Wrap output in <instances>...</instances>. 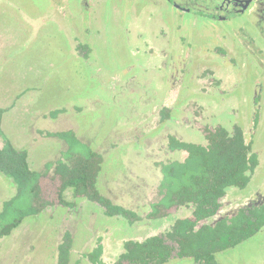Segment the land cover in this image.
Returning a JSON list of instances; mask_svg holds the SVG:
<instances>
[{
    "label": "rangeland",
    "instance_id": "374dc122",
    "mask_svg": "<svg viewBox=\"0 0 264 264\" xmlns=\"http://www.w3.org/2000/svg\"><path fill=\"white\" fill-rule=\"evenodd\" d=\"M151 1L153 7L162 2ZM152 6L0 0V132L27 150L47 203L0 240V264H56L64 230L75 238L71 264H86L81 254L97 239L104 263L113 264L126 240L161 234L188 216L173 208L150 215L159 200L160 164L185 157L167 149L169 135L201 143L209 129L240 127L259 165L245 189L228 191L221 213L264 196V9L219 22ZM65 131L101 155L97 186L139 216L133 225L69 191L63 194L68 204L59 202L52 164L66 146L47 134ZM15 192L0 175V209ZM216 260L264 264V229ZM166 264L195 263L173 258Z\"/></svg>",
    "mask_w": 264,
    "mask_h": 264
},
{
    "label": "trees",
    "instance_id": "16d2710c",
    "mask_svg": "<svg viewBox=\"0 0 264 264\" xmlns=\"http://www.w3.org/2000/svg\"><path fill=\"white\" fill-rule=\"evenodd\" d=\"M48 137L63 142L66 149L53 164L60 180L59 202L67 205L63 194L69 191L74 198H82L98 205L104 215L121 218L133 225L139 216L131 209L102 194L97 186L101 172V155L80 141L73 131L48 133ZM0 175L9 179L15 194L4 201L0 209V240L11 235L25 218L46 209L43 201L42 175L31 169L25 148H16L0 132ZM205 144L184 142L167 136L169 151L184 152L182 161L160 164L162 178L158 186L159 200L152 204L150 215L171 207L188 209L190 217L177 218L159 235L143 240H127L114 264H166L172 258H189L195 264H218L216 255L233 249L249 240L264 228V205L247 207L234 216L214 225L199 221L211 220L220 208V201L230 189L247 187L258 165V156L246 143L242 130L221 126L208 131ZM78 150V151H77ZM51 167V166H50ZM24 202V203H23ZM73 234L64 230L56 245V264H71ZM103 246H96L81 254L87 264H105Z\"/></svg>",
    "mask_w": 264,
    "mask_h": 264
},
{
    "label": "flooded vegetation",
    "instance_id": "af4514ba",
    "mask_svg": "<svg viewBox=\"0 0 264 264\" xmlns=\"http://www.w3.org/2000/svg\"><path fill=\"white\" fill-rule=\"evenodd\" d=\"M76 2V0H74ZM78 2L82 1V0H77ZM134 1V0H132ZM139 0H136V2H138ZM145 3L147 4V6H152V1L151 0H144ZM159 1H162L160 4H157L155 5L154 3V6L153 8H158L162 5H169L171 8H173L175 11H177L178 13L180 14H199L200 16H204L206 18H210L212 19L213 21H219V22H222V21H225L228 19V17L231 15V14H234L233 16L234 17H240L242 16L243 14L245 15V13L249 10H251L250 8L251 7H254L255 9H258V11L264 9V0H159ZM81 4V3H80ZM231 17V16H230ZM229 17V18H230ZM260 18H262V16H258ZM81 44V43H80ZM78 50H81L83 52V54L86 52L87 50V47L85 46V44H81L79 46V49ZM219 127V126H218ZM238 127V126H237ZM240 128V127H239ZM215 129V127L213 128ZM213 129H209V130H213ZM241 129V128H240ZM242 130V129H241ZM207 133L205 134L204 136V139H203V142H198V143H195V144H205L207 142V135H208V131H206ZM243 132V131H242ZM244 134V133H243ZM182 141L184 142H188V141H185L183 139H181ZM191 143V142H189ZM246 143L248 144V142L246 141ZM251 145V143H249ZM251 148H252V145H251ZM252 152L255 153L257 156H258V153L253 151L252 149ZM258 165H259V160H258ZM257 165V167H258ZM256 167V168H257ZM256 170V169H255ZM255 172V171H254ZM254 174V173H253ZM253 176V175H252ZM252 178V177H251ZM251 180V179H250ZM233 190H237V189H233ZM240 190V189H239ZM228 194V192H227ZM226 194V195H227ZM226 195L223 197V199L220 201V208L218 209L217 213L215 214V216L213 218H211V220H202V221H199V224H198V227H200L201 225H203L204 223H209L210 225H214L216 222H218L219 220L221 219H224V218H230L232 216H234L239 210L241 209H245L247 207H253V206H261V205H264V196L261 197V196H258V200L257 201H254L252 200V202H248L246 203L245 205H241V206H238L236 207L233 211L231 212H228V213H221V208H222V202L224 200V198L226 197ZM175 209V210H188V209H183V208H176V207H171V208H168L164 211H169V209ZM162 208H161V212H163ZM189 211V215L188 216H184V217H190L191 216V211ZM184 217H178V218H184ZM177 219V218H176ZM175 219V220H176ZM174 222V221H173ZM172 222V223H173ZM171 223V224H172ZM170 224V225H171ZM169 225V227H170ZM168 227V228H169ZM167 228V229H168ZM166 229V230H167ZM264 229V228H263ZM261 229V230H263ZM164 230V232L166 231ZM260 230V231H261ZM72 232V231H71ZM163 232V233H164ZM73 234V233H72ZM154 235H159V234H154ZM149 236H153V235H149ZM148 237V236H147ZM73 238H74V235H73ZM146 238V237H145ZM144 239V238H143ZM143 239H137V240H143ZM129 240H132V239H129ZM134 240V239H133ZM98 239L96 240L95 244L90 247L86 252L90 251L92 248H94L96 246V243H97ZM127 241V240H126ZM124 243V242H123ZM122 243V244H123ZM74 244H75V238H74ZM101 244L103 246V253H104V245L102 243V240H101ZM73 250H74V246H73ZM73 250H72V254H73ZM121 252H122V245H121ZM121 252L119 253V256L121 254ZM85 253V252H84ZM118 256V257H119ZM118 257H117V260H118ZM176 258V257H174ZM103 261H104V258L102 257ZM173 259V258H172ZM179 259V258H178ZM185 259V258H183ZM189 259V258H187ZM72 260V259H71ZM82 261H85V259H81ZM117 262V261H116ZM115 262V263H116ZM87 264V263H86ZM114 264V263H113ZM219 264V263H218Z\"/></svg>",
    "mask_w": 264,
    "mask_h": 264
}]
</instances>
